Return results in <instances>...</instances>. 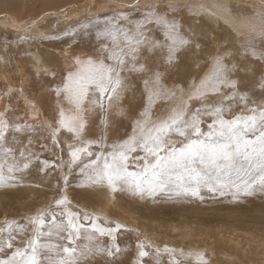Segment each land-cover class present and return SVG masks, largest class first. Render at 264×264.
I'll use <instances>...</instances> for the list:
<instances>
[{
  "label": "rangeland",
  "instance_id": "rangeland-1",
  "mask_svg": "<svg viewBox=\"0 0 264 264\" xmlns=\"http://www.w3.org/2000/svg\"><path fill=\"white\" fill-rule=\"evenodd\" d=\"M149 13L175 21L190 43L179 48L171 63L167 47L142 50L137 64H147L148 71L122 73L127 90L110 101L101 98L103 108L97 105L83 113L86 127L81 139L66 129L54 133L60 107L69 108L56 89L80 69L77 61L101 58L103 47H111V41L99 35L106 28L116 24L134 31L136 22ZM228 20L237 21L232 26ZM145 29L148 36L168 43L154 20ZM225 54V62L237 66L231 75L240 81V89L257 101L264 98V0H0V113L10 124L31 126L21 133L10 130L7 137L15 149L27 147L30 164L0 186V228L15 222L26 229L14 227L13 249L0 242V259L24 246L34 227L30 218L52 213L57 223L67 224L68 213H75L73 220L84 227L73 247L111 248L112 236H101L93 224L105 229L120 225L114 232L120 252L111 257L98 254L91 264H202L197 254H203L206 264H264V192L234 195L235 189H224L221 194L201 187L198 196L176 190L141 195L119 182L113 190L106 178L95 182L93 169L84 167L111 152L113 144L128 140L137 121L158 123L186 102L189 112L200 107L199 101H188L192 83L199 84L215 57ZM156 72L161 74V94L149 106L144 81ZM233 112L239 114L241 108L234 105ZM203 121L206 133L212 118L205 116ZM171 139L181 146L182 138ZM76 148H87L92 155L82 152L73 163L70 153ZM146 156L142 148L130 153L128 171H141ZM64 197L68 202L58 205ZM45 220L50 226L51 217ZM89 233L91 241L85 238ZM8 235L5 231L3 239ZM60 235L66 237L67 232ZM42 239L69 243L55 235ZM140 244L148 256H139Z\"/></svg>",
  "mask_w": 264,
  "mask_h": 264
},
{
  "label": "snow or ice",
  "instance_id": "snow-or-ice-1",
  "mask_svg": "<svg viewBox=\"0 0 264 264\" xmlns=\"http://www.w3.org/2000/svg\"><path fill=\"white\" fill-rule=\"evenodd\" d=\"M153 20L164 32L167 44L146 34L145 25ZM99 35L109 39L111 47H103L101 58H89L83 62L78 60L80 69L70 73L63 87L56 89L58 96L63 94L69 108L66 110L60 107L59 127L53 129L54 133L66 129L77 139H81L86 127L83 113L97 105L103 108L101 98L110 101L113 96L127 90L122 73L148 71L145 64H137L142 50L151 52L159 47H167V60L171 63L179 48L190 43L180 35L179 25L175 21L154 13H149L144 21L136 22L134 31L113 24ZM252 54L255 55V52ZM227 55L215 57L212 69L199 84L193 81L188 101H199L200 107L189 112L191 105L186 102L183 106L174 108L158 123L149 125L147 119L137 121L134 134L128 140L119 145L113 144L112 151L107 155L101 153L91 164L84 165L85 168L93 169L95 182L106 178L113 190H116L119 182L141 195L144 192L152 195L157 191L176 190L177 194L198 196L201 187H206L210 192L220 190L221 194L224 189H235L234 195L264 192V98L257 101L247 91L240 89V81L233 79L231 75L237 71V66H229L225 62ZM144 84L151 106L153 97L161 94V74L154 73ZM225 88L230 91L225 93ZM261 88L264 89V83H261ZM180 91L183 93L184 90ZM169 94L174 96L176 93ZM209 97L217 99L209 100ZM234 105L241 108L239 114L233 112ZM143 115L147 117L148 112L145 111ZM205 116L212 118L206 133L201 128ZM30 128L27 125L10 124L6 116L0 113V186L15 180L14 174L24 171L30 164L29 156L26 155L27 147L15 149L8 144L9 131L21 133ZM172 135L182 138L181 146H176V142L171 139ZM13 139L15 143H20ZM137 148H142L147 156L142 158V170L131 172L128 171L129 154ZM17 152L20 159L17 158ZM82 152L92 155L87 152V148H76L70 153L73 163L80 159ZM44 163L47 164V161ZM88 179L93 180V177L89 176ZM170 185L175 188L170 189ZM67 202V197H64L56 203L64 205ZM76 215L68 213L67 224L57 223L56 215L52 213H40L30 218L29 223L34 226L32 235L23 247H16L11 255L0 259V264H82L83 261L91 264V259L98 254L111 257L120 252L114 236L120 225L115 229H105L93 224L94 230L101 236H112L111 248L93 247L91 244L83 248L70 246L80 238V230L84 227L73 220L72 217ZM46 216L51 217L50 226H46ZM14 227L20 232L26 231L24 226L15 222L9 223L6 228H0V242L7 249H13ZM5 231L9 234L6 240L2 236ZM62 232H67V236H61ZM53 235L66 239L68 245L42 239ZM85 238L89 241L93 239L90 233ZM138 247L141 258L149 255L143 244ZM165 251L175 252V249ZM197 259L206 264L203 254H197ZM176 264L180 262L177 261Z\"/></svg>",
  "mask_w": 264,
  "mask_h": 264
},
{
  "label": "bare ground",
  "instance_id": "bare-ground-1",
  "mask_svg": "<svg viewBox=\"0 0 264 264\" xmlns=\"http://www.w3.org/2000/svg\"><path fill=\"white\" fill-rule=\"evenodd\" d=\"M206 2V1H205ZM208 2V4H209V1H207ZM211 4V3H210ZM222 4V3H221ZM221 4H219L220 5V7H222L223 8V6H221ZM205 5H206V3H205ZM210 6H213V7H215V8H219L218 7V3L216 4V5H210ZM220 10H221V8H220ZM220 12V11H219ZM220 14H221V12H220ZM217 15V14H216ZM235 20V19H234ZM234 20H228V21H230L231 22V25L233 26V24H235V22L237 21H234ZM24 32V31H23ZM40 32H42L41 30H40ZM44 32V31H43ZM141 54V53H140ZM154 54H156V53H154ZM152 55V54H151ZM146 56V55H145ZM38 58V57H37ZM146 58V57H145ZM148 59H149V57H148ZM144 60V59H143ZM40 63L42 64V62L40 61ZM44 65V64H43ZM43 65H42V69H43ZM147 65V64H146ZM46 66V65H45ZM44 69H47L48 70V68H46V67H44ZM49 71V70H48ZM44 119V118H43ZM48 119V118H47ZM46 122H47V120H46ZM48 124V123H47Z\"/></svg>",
  "mask_w": 264,
  "mask_h": 264
}]
</instances>
